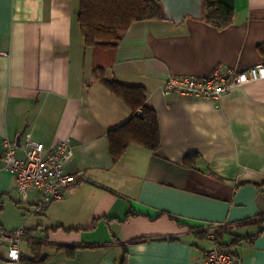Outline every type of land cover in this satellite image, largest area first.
<instances>
[{"label": "crops", "instance_id": "0c3cea01", "mask_svg": "<svg viewBox=\"0 0 264 264\" xmlns=\"http://www.w3.org/2000/svg\"><path fill=\"white\" fill-rule=\"evenodd\" d=\"M78 9L79 0H0V264H43L28 260L31 242H42L44 264H118L123 249L126 264H193L213 246L194 230L215 226L254 236L231 248L238 264H264V224H240L264 213V79L218 101L162 88L171 74L207 77L218 65L264 60V0H235L224 29L193 17L135 21L100 60L84 44ZM95 58L106 79L146 88L158 150L131 145L112 161L107 132L131 111L93 79ZM17 136L46 146L68 139L65 168L83 179L42 210L22 202L1 160ZM18 227L29 233L11 262ZM58 244L77 245L75 255Z\"/></svg>", "mask_w": 264, "mask_h": 264}, {"label": "trees", "instance_id": "16d2710c", "mask_svg": "<svg viewBox=\"0 0 264 264\" xmlns=\"http://www.w3.org/2000/svg\"><path fill=\"white\" fill-rule=\"evenodd\" d=\"M202 10V21L214 28L224 29L233 23L235 0H202ZM77 19L84 44L92 47L94 55L100 60L113 53L133 22L164 19V10L159 0H79ZM258 50L264 58V42L258 45ZM94 63L93 79L104 83L113 94L129 106L131 111L127 120L107 132L112 161L117 162L131 145H138L151 151L158 150L161 143L159 122L155 110L147 104L146 88L142 85L125 84L116 79H106L103 65L96 63V58ZM196 156L197 154L187 155L184 163L192 165L190 161ZM250 222L264 224V213L255 220H246L240 224ZM194 231L198 238L211 239L213 245L227 248L233 256L235 254L231 246L242 240L252 242L254 238V236L231 234L229 228L225 226L198 228ZM24 233L29 232L24 230ZM227 236H232L231 240H226ZM77 247V245H56V249L65 250L68 257L75 255ZM30 248L33 257L28 260L44 264L47 256L41 255L42 242H31ZM126 258L127 251L123 249L118 264H126Z\"/></svg>", "mask_w": 264, "mask_h": 264}, {"label": "built area", "instance_id": "2783aa9c", "mask_svg": "<svg viewBox=\"0 0 264 264\" xmlns=\"http://www.w3.org/2000/svg\"><path fill=\"white\" fill-rule=\"evenodd\" d=\"M262 79L264 60L245 68L218 65L207 77L171 74L164 79L162 88L164 93L175 92L186 97L218 101L232 90ZM71 153L68 139L46 146L27 136L19 144L6 139L1 160L4 168L15 177L21 201L34 202L36 210H42L49 203L63 199L68 189L83 179L82 175L70 173L65 168ZM12 233L14 238L8 247L7 257L11 262H18L19 242L24 230L18 227ZM193 264L238 262L227 248L213 245L203 250L201 260Z\"/></svg>", "mask_w": 264, "mask_h": 264}, {"label": "water", "instance_id": "95a60500", "mask_svg": "<svg viewBox=\"0 0 264 264\" xmlns=\"http://www.w3.org/2000/svg\"><path fill=\"white\" fill-rule=\"evenodd\" d=\"M163 5L164 18L181 23L187 17L203 18L202 0H159ZM20 142L19 136L16 138Z\"/></svg>", "mask_w": 264, "mask_h": 264}]
</instances>
